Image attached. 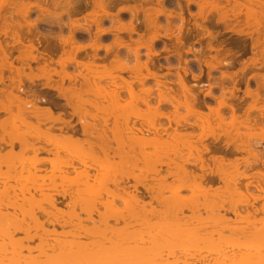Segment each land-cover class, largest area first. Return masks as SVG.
Here are the masks:
<instances>
[{
  "label": "bare ground",
  "instance_id": "6f19581e",
  "mask_svg": "<svg viewBox=\"0 0 264 264\" xmlns=\"http://www.w3.org/2000/svg\"><path fill=\"white\" fill-rule=\"evenodd\" d=\"M32 1L3 0L5 6L0 7V35L14 40V44H20L21 56L19 60L21 63H25L28 69H31L30 63L38 62L36 54L40 52L41 41L39 39L30 40L27 45H23L21 41L24 29L29 34L32 33L31 31L38 32L40 24L57 25L60 27L59 29H67V35L61 34L53 37L56 41L55 45L49 43L52 37H48L46 34L42 35L43 40H47H44L46 44L43 45L45 52L51 53L56 48L61 50L62 55L55 62L60 71L57 72L51 68L53 63L51 59L44 60L42 65L37 67L38 73H30L26 78L31 82L42 79L44 86L51 87L54 84L52 77L59 76L60 82L55 85H58V91L66 97L70 106L79 116V120L83 122V134L87 136L85 139L62 137L54 135L49 128L42 129L41 126L44 125V122L51 119L49 110H41L36 104L30 102H26L22 106L16 105L14 109L13 103L15 100L19 101V98L15 97L12 92L6 95L5 100L8 104L2 105L0 108L8 114V118L2 123L1 128L4 131L9 129L6 132L8 135L7 148H0V168L6 166V171L2 172L0 169V183L3 185L1 187L3 190L0 191V196H3V199L0 198V231L4 238L0 237L3 239L0 242V264H162L164 262L179 264L180 257H183L184 263L189 264H264V250H261V248L264 249L262 247L264 246V201L260 210L253 208L254 202L264 200V188H258L262 196L254 197L253 194L248 193L249 184L244 188L245 194L240 186L241 177L246 179L249 177L242 176L241 167L243 170H248L259 163L264 166V70L248 79H244V75L236 79L235 72H221L219 77H213L212 71H216L218 66L229 67L232 64L211 57V60H205L203 65L209 67L210 70L204 75L199 68L198 75L192 74L193 80L196 82L190 85L185 79L190 70L187 63L186 68L183 69V76L179 72L175 73L181 87L180 97L183 98L182 101H179L173 96L178 97V94L162 91L161 87L168 83L165 80H160L161 77H165L157 72L162 67L159 63L155 65L150 57L159 53L155 48V42L161 37L160 31L162 30L166 33L165 36L162 35L164 38L174 37L178 42V45L173 49L168 48L167 44L164 45L162 51L175 52L179 55L180 52L204 54L203 47L194 49V44L191 41L190 43L189 40L184 42L185 40L183 41L180 36L185 21L182 12L178 15L171 11L166 12L165 6V10L162 7L164 0H155L158 1V4L155 2L157 6L160 3V9H158L159 7L149 10L138 8L141 9L140 11L135 8L137 5H130L131 7L127 5V7L121 6L116 13H113L112 9L117 5L115 3L119 2L118 0H89L92 3V9L82 17L85 22L79 23L77 18L73 17L79 14L81 5L88 6V0ZM122 1H125L126 4V0H121L119 3L122 4ZM139 1L150 4L152 0ZM186 1L188 5L196 3L195 0ZM218 1L220 3L223 1V5L221 6ZM244 1L247 8L245 19L247 18L248 21L252 19L257 28L261 22L264 24V2L259 0ZM141 2L140 4H142ZM231 3H235V1L197 0L198 13L196 15L205 22L206 17L212 11L217 15L218 22L229 28L228 22L240 15V11L236 7V10H231L230 13L223 10V6ZM235 6L237 5L235 4ZM257 6L262 7L260 9ZM253 7L259 8L260 11H255L256 9L254 10ZM206 8L209 10L207 11ZM4 9L9 11L6 13L3 11ZM205 10L210 13H206ZM33 12L37 13V18L31 20L30 16ZM122 12L130 15L129 23H122L121 17L119 19V13ZM139 14L143 15L145 29L148 27L147 35L137 33L138 25L141 23L138 18ZM161 15H164L165 19L174 17L179 19L180 25L177 29L178 33H175L176 36L174 30H170L171 25L161 26L158 23V17ZM64 16L67 22H63ZM106 20L109 21L110 26L104 27ZM168 22L170 21L167 20V24H169ZM196 26L210 39L206 45L207 53L211 51L217 53L215 45H212L213 42L217 43V33L202 25ZM258 31L260 30L258 29ZM77 33L87 35L89 42L78 41ZM121 33H126L129 36L137 34V39L128 44L119 37ZM105 35L113 37L110 43L103 42ZM260 35L258 33L260 39L257 38L253 42V45L259 48L260 59L254 58L247 63H242L240 72L250 68L261 71L264 68V29ZM47 37L50 39L48 40ZM140 49L145 50V61H141ZM230 49L224 51L231 53ZM87 51H90L91 54H88ZM100 51L104 53V56H99ZM10 52L9 43L0 41V70L12 68V63L7 56ZM80 53H84L83 58L79 57ZM196 61L200 63V59ZM70 68L76 72H70ZM122 73H128V76L124 78ZM202 78H205L206 81L199 83L198 81ZM250 79L256 84L255 90H251L249 87ZM65 81H67L66 87H64ZM241 83L246 86L244 96L250 100L247 108L243 111L240 110L242 107L238 105L239 100L234 103V100L237 99L235 95L238 91L237 86ZM229 84H231L230 88L227 87ZM202 88L206 92L204 97L212 99L215 106L208 105L205 98L202 101H199V98L197 100L196 94L200 93ZM216 88L220 90V96L214 95ZM164 105L171 106L174 113L183 108L185 113L187 112L186 114L197 115L198 123L185 122L181 125L179 121L175 120L177 121L175 122L176 127L168 132L167 129L170 127L168 113L166 117L161 112ZM129 106L131 109L128 108ZM226 111L229 114L228 120H226ZM151 113L159 116L158 118L160 116L167 118L168 126L159 124L156 126L153 122H147L145 124L147 128H143L141 124L138 128L134 125L136 121L129 120V114L135 119H140ZM176 116L174 115V117ZM110 120H112L111 126ZM194 128L199 130L197 137L193 132ZM220 139L225 141L228 150L221 157L206 161L204 154L211 151L210 144ZM40 142L42 143L41 148L36 145ZM15 143L18 144V151H14ZM112 143L115 144L114 147H112ZM197 143L198 148L195 147ZM178 145L186 147L189 153L184 156L182 151L178 150ZM147 148H150V152L143 151ZM190 149L195 150V157L190 154ZM40 150L52 157L49 159L38 158ZM73 151L78 154L79 151H81L80 154L86 152L91 156L92 165L98 166L97 169H94L93 174L88 172L90 167L88 164H86L87 170L86 165L83 170H77V165L74 166L73 163L74 159H71ZM138 154L143 157L145 162L143 169L149 167L156 175L158 174L156 170L158 165H173L176 169L175 184L166 183L165 177H163L155 186L156 200L154 201L159 206L158 209L151 203H149V209L145 208V204H142L134 194L126 192L124 188L120 187V180H116L117 168H120L122 172L125 166L137 167ZM238 155H244V158H238ZM115 157L118 159L117 162L114 161ZM163 158L166 159V162L162 161ZM178 158L181 159L180 165L175 161ZM191 159L192 161H190ZM46 163L51 167L48 172L51 174L50 176L40 175L42 169L39 165L42 166ZM79 163L83 164L81 161ZM197 163L198 176L190 174L184 169L185 165H196ZM17 165L21 167L20 171L17 169ZM143 171L146 172V170ZM23 172L26 175H23ZM55 172L58 175H55ZM179 172L181 173L180 177L178 176ZM71 173L75 174L72 178L70 177ZM16 174L19 175L18 179H22V182L19 180L22 183V187H20L21 200H17L18 195L15 194L14 186H6L8 180L16 179ZM55 176H58L62 181L74 182L75 189L66 190L68 188L63 189L61 186L62 189L58 191L57 186L53 183V180L56 179ZM252 176H258L264 182L263 173ZM45 179L52 182L50 187H47L49 184L45 185ZM36 180L41 182L36 184ZM109 184L114 187L115 191L108 189ZM30 190L33 192L31 193ZM47 190L54 193L48 194ZM182 190L189 191V195L186 197L180 195ZM9 192H12L13 195L11 196ZM102 192L111 198L116 196L115 198L121 199L124 207L117 208L114 205V200H100ZM164 192H168L169 195L164 196ZM23 193L27 197H24ZM37 193L38 199L35 197ZM54 195L63 197L68 195L69 200L65 206L72 210L69 220L56 215V212L61 209L57 207L60 202L55 200ZM36 199L43 201L48 208L41 207V204L37 206L39 201ZM227 200H229V204L225 206L228 203ZM249 200H252V203ZM240 207L244 208V215L239 213ZM36 209L41 215L46 216L45 221L39 220L41 216H37ZM48 209H53L54 213ZM76 209L79 212H76ZM226 211L232 213L235 218L226 217ZM184 212L189 214L185 215ZM258 213L262 215L259 219L256 218ZM81 214H84L85 217L82 218ZM19 216L21 217L18 218ZM24 217L27 219L25 220ZM19 219L23 221L21 222ZM24 220L36 223L40 229H43L41 230L43 233L47 231L45 226L51 225L53 229L50 232L53 237L54 234H57L55 227H71L70 231H73V234L68 231V235L71 233L69 237H72L71 240H73L71 243H69L70 240H67V243L61 247L57 244L58 241L60 243V239H57V243L54 241L60 252L55 254V251L50 248L49 251L54 253L52 255H47L45 251V254L40 252L36 257L23 256L20 251L17 252V247L16 250L7 253L4 243L7 239L11 241L10 244L13 243L15 238L12 239L13 242L10 239L13 235L16 237V233H24L25 240L28 242L36 238V233L31 236L30 228L32 227H29L33 223L29 224ZM110 220H113L114 224L123 222L122 226L113 228L115 229L113 233L120 234V237L117 236L119 238L123 235V240L119 242L118 239L119 244L114 241L117 245L114 246L115 249L118 248L117 251H114L112 246L114 249L111 250L114 252H111L112 254L108 253V248L95 242L94 237L95 234L98 236L96 231L101 227L104 231L112 232V226L109 225ZM38 226L35 228L38 229ZM110 228L111 230H108ZM5 229L8 231L5 232ZM44 230L46 231L44 232ZM43 233L42 237L46 234L43 235ZM61 233L64 232L61 231ZM91 234H94L92 235L94 241H91L93 238ZM48 235L46 234V236ZM143 236H146V239ZM38 237L42 239L40 235ZM81 238L87 239L83 242ZM43 239L46 241V238L43 237ZM89 239L90 241L87 242ZM27 241L25 242L27 243ZM130 243H134V245L130 246ZM10 244L9 246H11ZM15 244H12L13 248ZM123 244L124 248H122ZM184 246H187L186 248L190 246L193 250L195 247V249L200 247L201 251L203 248L205 250L207 248L208 255L205 253L207 256H204L206 251L195 252L203 257L194 255L193 251L190 255L189 252V254L186 253L189 249L185 248L187 251L181 249ZM49 247L52 246L49 245ZM234 248H237V252ZM193 255L196 257L194 258ZM187 256L191 257L190 262L186 258ZM169 258L173 260L169 262Z\"/></svg>",
  "mask_w": 264,
  "mask_h": 264
},
{
  "label": "rangeland",
  "instance_id": "374dc122",
  "mask_svg": "<svg viewBox=\"0 0 264 264\" xmlns=\"http://www.w3.org/2000/svg\"><path fill=\"white\" fill-rule=\"evenodd\" d=\"M47 1H49V0H47ZM89 1V0H88ZM119 2L121 1V0H118ZM128 1H130V2H128ZM126 0V4L123 2L122 4H120L119 2H116L115 4H117V5H115V7L112 9L113 11V13H116L117 11H118V8H121V6H124V7H127V5H128V7L130 6V5H137V6H135V8L136 9H138V8H141L142 10L143 9H152V8H158L159 6H161L160 5V3H159V5L157 6V2L155 1V0H152V1H150V4H148V2H146L147 4H145L144 2L142 3L141 1H134V2H132L133 0ZM196 1V3L194 4H190V5H188L187 4V1L186 0H164V3L162 2V4H164V5H162V7H163V10H165V8H166V12L167 11H171V12H173V14H176V15H178V14H180V12H182L183 14H182V16H183V18H184V23H183V29H182V31H181V37H182V39H183V41L184 42H187L188 40V42L190 43V41H191V43H193L194 44V49H199V48H202L203 50H204V54L203 53H201V54H192V53H185V52H180V54H182L183 56L182 57H178L176 60L174 59L173 61H174V63L175 64H179V66H181L182 68H175L174 70H171V72H179L181 75L183 74V69L184 68H186V64H187V66L188 67H191L192 69H194V73H199V68L202 70V72L204 73V71H209L210 70V68L209 67H204L203 65H204V61L206 60V61H209V60H211V57H216L218 60H221L222 62H228V63H231L232 65L231 66H229V67H226V66H221V67H217L216 68V71H212V76L213 77H215V76H217V77H219L220 76V74H221V72H227V73H231V72H235V76L237 75V77H236V79H238V78H240L242 75H244L243 76V78L244 79H248V78H250V76H252V75H254V74H258V73H262V71L264 70V68L260 71H258V70H256V69H248V70H245L244 72H240L242 69V63H247L250 59H254V58H259L260 59V54H259V52H258V47H255L254 45H253V42L255 41V40H257V38H259L260 39V37L258 36V33H260L261 35H262V33H263V29H264V24H263V22H261L260 23V25H259V27L257 28L254 24H253V20L252 19H249V21L248 20H246L245 19V13H246V3H245V1L244 0H234L235 1V3H231V4H228V5H226L225 7L223 6V10H225V11H229V13L231 12V10L233 11H235L236 9L238 10V11H240V15L237 17V18H233L232 20H230V22H228V27L229 28H226V27H224V25L223 24H221V23H219L218 22V17H217V15H215V13L214 12H212L211 11V13L210 12H207L209 9H207L206 8V13H210L209 14V16H208V14H207V16L208 17H206L207 19H206V21L205 22H203L202 20H200L198 17H197V13H198V7H197V0H195ZM208 1H213V0H208ZM215 1V0H214ZM259 1H261L262 3L264 2V0H259ZM31 2H33L32 0H31ZM132 2V3H131ZM136 2V3H135ZM140 2L142 3V4H140ZM155 2L157 3V4H155ZM219 2V1H218ZM223 2V1H222ZM220 3V5L222 6L223 5V3ZM89 3H91V1H89ZM88 3V6L87 7H85L84 5H81L79 8V14L78 15H75L73 18H77L76 20H78V22L79 23H84L85 21H83L84 20V18H82L83 16H85L88 12H90V10L92 9L91 8V6H92V3L91 4H89ZM118 3H119V5H118ZM135 3V4H134ZM187 5H186V4ZM239 3V4H238ZM235 4L237 5V6H235ZM126 5V6H125ZM164 6H165V8H164ZM188 6V7H187ZM131 7V6H130ZM133 7V6H132ZM235 7H236V9H235ZM241 9H239V8ZM247 7H248V5H247ZM257 7H259V6H257ZM257 7H253V9L255 10V11H257V10H259V8L261 9V7H259V8H257ZM182 9L181 11H180V9ZM141 9H138V10H140L141 11ZM158 9H160V7L158 8ZM263 9V8H262ZM148 10H145L146 12L148 11ZM156 10V9H155ZM4 12H8L9 10L7 9V11H6V9H4L3 10ZM139 11V13H141ZM153 11V10H152ZM260 11V10H259ZM2 12V11H1ZM111 12V13H112ZM149 12V11H148ZM165 12V13H166ZM145 13V12H144ZM3 14V13H2ZM141 14H143V12L141 13ZM141 14H139V17L138 18H140V24L138 25V28H137V33H139V34H146L147 35V33H148V31H147V29H148V27H146L147 29H145V26L146 25H144L143 26V24H145L144 23V21H143V15H141ZM190 14V15H189ZM36 15H37V13L36 12H33V13H31V20H34V19H36L37 17H36ZM114 15V14H113ZM117 15V14H116ZM141 16V17H140ZM164 15H161V16H159L158 17V23L159 24H161V26H168V25H171L169 28H170V30L171 31H173L174 30V35L176 36L177 34H175V33H178L177 32V29H178V27H179V25H180V21H179V19L178 18H176V17H174V18H171V19H165L164 17H163ZM230 16V15H229ZM120 17H121V21H122V23H129L130 22V15H128L126 12H122V13H119V19H120ZM64 19H63V22H67V19L65 18V16L63 17ZM74 19V20H75ZM167 20H169L170 22H168L169 24H167ZM246 20V21H245ZM81 21V22H80ZM142 21H143V23H142ZM188 21V22H187ZM186 23V24H185ZM246 23V24H245ZM110 23H109V21L107 22V20L106 21H104V27H107V26H110L109 25ZM209 24V25H208ZM231 24V25H230ZM251 24H253V25H251ZM196 25H202L203 27H207V28H210V30L211 31H213V32H215V33H217L216 35H217V38H216V41H217V43H215V42H213V44L212 45H215V49H217L218 50V52L216 53V52H214V51H211V52H208L207 53V50H206V45H207V43L210 41V39H209V37L207 36V35H205V34H203V32H201L200 30H198V27L196 26ZM211 25H213V26H211ZM140 26V27H139ZM195 27H196V29H195ZM60 27H58L57 25H46V24H40L39 25V29H38V32H35V31H31L30 33L31 34H29L28 32H26V30L24 29V31H23V33H22V39H23V43L26 45V44H28V42L30 41V40H33V41H35V39L37 38V39H39L41 42H42V44L44 45V43L46 44V42L45 41H47L46 39H44L43 40V38H42V35L43 36H45V34H46V36H48V37H54V36H58V35H67V29L66 28H61V29H59ZM255 28V29H254ZM227 29V30H226ZM254 29V30H253ZM258 29L260 30V31H258ZM170 31V32H171ZM35 32V34H33ZM255 32V33H254ZM160 33H162V35L163 36H165V31H160ZM183 33V34H182ZM239 33V34H238ZM240 33H241V35H240ZM41 34V35H40ZM81 34V33H80ZM79 33H77V39H78V41H80L81 43H88L89 41V38L87 37V35H85V34H81L80 35ZM251 34V35H250ZM39 35V36H38ZM85 35V36H84ZM161 35V37L155 42V48H156V50H158L159 51V53L157 54V55H154V56H151L150 57V60L156 65V63L158 64V63H165V64H168V63H170V60H172V59H169V58H166V59H162L161 58V56H163V55H167V54H171V52H164V50L162 51V47L164 46V45H166L167 44V47L168 48H171V49H173L175 46H177L178 45V42H176V40L174 39V37H172V38H169V39H167V38H164L163 36ZM260 35V36H261ZM41 36V37H40ZM189 36V37H188ZM47 37V38H48ZM119 37H121L126 43H132L133 42V40H136L137 39V34H133V35H128V34H124V33H121L120 34V36ZM51 38V39H52ZM103 38H104V40H103ZM103 38H102V40H103V42L104 43H110L111 42V40L113 39V37L112 36H110V35H105V36H103ZM187 40H186V39ZM50 38H48V40H49ZM49 40V43L51 44V45H55V43H56V41H55V38H53V40ZM0 41H6V42H8V43H13V40L12 39H9V38H5L3 35H0ZM51 41V42H50ZM48 43V42H47ZM57 45V44H56ZM201 46V47H200ZM16 47H20V44H16ZM56 47H58V46H56ZM231 48V49H230ZM55 49V48H54ZM170 49V50H171ZM225 49H230L231 50V53H227V52H225L224 50ZM39 50H40V52L43 50V49H41V47L39 48ZM206 51V52H205ZM43 52H45L44 50H43ZM51 53H58L59 54V57H61V55H62V52H61V50L59 49V48H56L55 50H52V52ZM87 53L88 54H91L90 53V51H87ZM140 53H141V61H145V59H146V53H145V50L144 49H140ZM172 53H175V52H172ZM11 54H16V55H19V53H18V51L15 49ZM144 54V55H143ZM175 54H178L179 55V53H175ZM214 55V56H213ZM83 56H84V53H80V55H79V57H81V58H83ZM99 56L100 57H102V56H104V53L102 52V51H100V53H99ZM59 57L57 58V60H59ZM204 59H203V58ZM194 58H198V59H200V63L198 62V61H196V60H191V59H194ZM40 61V63L41 62H43V60L42 59H40L39 60ZM186 62V63H185ZM198 62V69H196L195 70V67L193 68L192 66H193V64H195V63H197ZM172 63V62H171ZM236 63H238V64H236ZM54 64V65H53ZM56 63L55 62H53L52 63V65H51V68L52 69H55V71H57V72H59L60 71V69H59V67L58 66H56L55 65ZM13 65L14 66H17V67H19L20 66V64H19V62L16 60V59H14L13 60ZM31 67H37V65L35 64V63H32L31 64ZM161 70H158L157 72H158V74L159 75H161V73L164 71V69H162V68H160ZM28 70V69H27ZM177 70V71H176ZM29 71V70H28ZM69 71L70 72H74L75 70H73L72 68H70L69 69ZM246 71H248V72H246ZM33 72H37L36 70H33ZM76 72V71H75ZM144 73V72H143ZM237 73V74H236ZM122 76L124 77V78H126L127 76H128V73H122ZM161 76H163V75H161ZM239 76V77H238ZM170 78H173L172 76H165V77H161L160 78V80H169ZM176 78V77H175ZM52 79H54V80H58L59 79V76H53L52 77ZM177 79V78H176ZM185 79H186V81L189 83V84H194L196 81H194V80H190V75L189 74H187L186 75V77H185ZM206 80H205V78H202L201 80H199L198 82L199 83H204ZM15 82V81H14ZM150 82V84H151V81H149ZM67 83V81H65V84ZM149 84V85H150ZM244 86V87H243ZM231 87V84H229L228 85V88H230ZM249 87H250V89L251 90H255L256 89V84H255V82L252 80V79H250L249 80ZM205 88V87H204ZM204 88H202V89H204ZM237 89H238V91L235 93V95L237 96V99L236 100H234V103H237L238 102V100L241 102H239V104L238 105H240V107H242V108H240V110H244L245 108H247V105L250 103V100L248 99V98H246L245 96H244V93H245V90H246V86L245 85H243V83H241V84H239L238 86H237ZM155 93V92H154ZM174 93H177V92H174ZM205 93V90H202L200 93H198V98H202L203 97V94ZM171 94V93H170ZM173 94V93H172ZM180 94H181V91H178V97L177 96H175V95H173L174 96V98H178L179 99V101H182L183 100V98H181L180 97ZM214 94L216 95V96H220V90L219 89H215L214 90ZM261 94H263L262 92H261ZM205 98V100L207 101V103H208V105H211V106H215V102L212 100V99H209V98H206V97H204ZM242 101H241V100ZM164 107V109L161 111L162 113H164L165 114V116H166V114L168 113V119H169V121H170V127L167 129L168 130V132H171V130L173 129V128H175L176 126H175V122H177V121H179V124H181L182 125V123H184L185 124V122H189V123H193V122H197L198 123V116L196 115H194V114H186L185 113V110L183 109V108H180V109H178V111L177 112H175L174 113V111H173V109H172V107L171 106H169V105H164L163 106ZM86 107H84V109H85ZM128 108H130V106L128 107ZM142 109H144V107H141ZM87 109V108H86ZM131 109V108H130ZM173 111V112H172ZM203 111L204 112H206V110L205 109H203ZM93 112V111H92ZM94 113V112H93ZM128 113H129V110H128ZM171 113H173V114H171ZM178 113V114H177ZM228 112L226 111V120H228L229 118V114H227ZM241 113V112H240ZM132 114V113H131ZM171 114V115H170ZM174 115L176 116V117H174ZM129 120L132 122H135L136 124H134L136 127H138L139 128V124H141L142 125V127L143 128H147L146 126H145V124L147 123V122H153V124H155L156 126L159 124V125H163V126H168V119L167 118H163V117H161L160 116V118H158L159 116H156L154 113H151V114H149V115H145L144 117H142V118H137V119H135L134 117H132V115H130L129 114ZM132 117V118H131ZM154 117V118H153ZM167 117V116H166ZM78 118H79V116H78ZM212 119V118H211ZM175 120H177V121H175ZM184 120V121H183ZM210 120V119H209ZM99 122H101L100 120H99ZM111 124H112V120H110V126H111ZM180 125V126H181ZM199 130H198V128H194V134L196 135V137H197V135H198V132ZM0 135H3V133H2V131L0 130ZM115 146V144L114 143H112V147H114ZM195 147L196 148H198V143L195 145ZM48 148H50V147H48ZM178 150H181L182 151V153H183V155L185 156L186 154H188L189 153V151L186 149V147H182V146H180V145H178ZM259 150H261V148H259ZM14 151H18V148L16 147L15 148V150ZM144 152H147V151H150V148H147V149H145V150H143ZM75 151H73V153H74ZM78 152V151H77ZM80 153H81V151H79ZM78 154V153H74V154H72V156H71V159L73 160V163H74V166H76L77 165V167L79 168H77V170L78 171H81V170H83L84 168H85V166L84 165H86V164H88V167L90 166V167H92L91 169H90V167H89V169L87 168V165H86V170L88 169V172L90 173V174H93L94 173V169L96 168L97 169V165L95 164L94 166L92 165L93 164V162H92V158H91V156L89 155V154H87L86 152H83V154ZM135 153H136V151H135ZM190 154L193 156V157H195L196 156V152H195V150L194 149H190ZM73 155H75V156H77V157H75V156H73ZM99 155V154H98ZM239 156V155H238ZM47 158V159H49V158H51L52 157V155H50V154H44V153H42L41 155L39 154L38 155V158ZM74 157V158H73ZM99 157H101V155H99ZM81 161L83 164H80L79 163V161ZM138 159H140L141 161H142V165H141V163H137V167L136 168H132L131 166H125L124 168H123V171L121 172L120 171V168H117L116 169V172H115V175H116V180H123L124 179V177H128V176H130V177H128L127 179H129V178H137V180H138V182L140 183L141 181H142V179H147V177L151 174V172H150V168L148 167V168H146V169H143L144 168V165H145V162H144V160H143V157L142 156H139V154H138ZM166 159H162V161H164V162H166L165 161ZM192 160V159H191ZM190 160V161H191ZM114 161L115 162H117L118 161V159L115 157L114 158ZM92 162V163H91ZM147 165H149V164H147ZM43 166V167H42ZM42 166H40L39 165V167L42 169L41 170V172H40V175H47V176H50L51 174H49L48 172H50V166L46 163V164H44V165H42ZM6 167V166H5ZM4 166H2L0 169H1V171L2 172H4V171H6V168H5ZM38 167V166H37ZM38 167V168H39ZM164 167H166L165 165H158V166H156V169H162V168H164ZM20 168L21 167H19V165H17V169L20 171ZM44 169V170H43ZM81 169V170H80ZM17 170V171H18ZM143 170H146V172H144ZM46 172V173H45ZM261 172H264V171H261ZM24 173V172H23ZM121 174V175H120ZM23 175H26L25 173L23 174ZM55 175H58V173L57 172H55ZM75 174H73V173H71L70 174V177L72 178L73 176H74ZM18 177H19V175L18 174H16V179H18ZM55 178L56 179H54L53 180V183L57 186L56 187V189L58 190V191H60L62 188H61V186L63 187V189H65V188H68V189H66V190H69L70 188L71 189H75V185L73 184L74 182H68V181H62L61 179H59V177L57 176H55ZM16 179L15 180H8V182H7V184H6V186L8 187L9 185L10 186H14L15 187V194H17L18 195V199L17 200H21L22 199V194L20 193V187H22L21 185H22V179H18L17 181H16ZM21 182H20V181ZM263 181V180H262ZM37 182H41V181H38V180H36V184H38ZM44 183H45V185L47 186V184H49V186H47V187H50L51 186V184H52V182L50 183V181H48V179L46 180L45 179V181H44ZM70 183H71V186H70ZM62 184V185H61ZM72 184H73V186H72ZM29 185V184H28ZM60 185V186H59ZM3 185L0 183V191H2L3 189L1 188ZM263 186V185H262ZM264 188V187H263ZM2 189V190H1ZM50 189V188H49ZM108 189H110L111 191H113V189H114V187H112V186H110V184H109V186H108ZM51 190H53L52 188H51ZM51 190H47L48 191V194L50 193H52V191ZM47 191H46V193H47ZM114 191H115V189H114ZM30 192L32 193L33 191L32 190H30ZM45 192V191H44ZM9 193H11V192H9ZM54 193V192H53ZM52 193V194H53ZM256 194H259V192H255ZM105 193L104 192H102L101 193V195H102V197H101V195H100V197H101V199H100V197H98L100 200H102V201H105V200H114V205L117 207V208H123L124 206H123V203H122V201H121V199L119 200V198L117 199V198H111V196H106V195H104ZM165 194H166V196H168V192H164L163 193V195L165 196ZM23 195H24V197H27V195L25 194V193H23ZM180 195H182V196H184V197H186V196H188L189 195V191H187V190H182L181 192H180ZM55 196V195H54ZM118 196L120 197V195L118 194ZM37 199L39 198V196H38V193L36 194V196H35ZM110 197V198H109ZM0 198L1 199H3V196H0ZM58 202H60L59 204H58V208H60L61 209V211H59V212H56L57 214V216L58 217H60V218H63V219H65V220H69L70 218H71V216H72V210H70L71 208H69L68 209V207H66L65 206V204L68 202V200H69V197L68 196H65L64 197V200H60L61 198H63L62 196H55L54 197ZM121 198H124V197H121ZM36 199V200H37ZM37 201H39V200H37ZM244 201V200H243ZM263 201L264 200H258L256 203H254V206L255 207H257V208H259V207H261V205H262V203H263ZM227 202L228 203H226L225 204V206H228V204H229V200H227ZM40 204H41V207H47L46 206V204L43 202V201H39V205H37V206H40ZM43 204V205H42ZM45 204V205H44ZM148 207V206H147ZM146 207V205H145V208H147ZM48 208V207H47ZM148 209V208H147ZM49 210V209H48ZM51 210V211H50ZM49 211L51 212V213H54V210L53 209H50ZM101 211H102V209H100ZM9 211H12V210H9ZM36 211V213H38V215L37 216H41L40 218H39V220L40 221H45L47 218H45L46 216L45 215H41L39 212H38V210L36 209L35 210ZM63 211V212H62ZM76 212H79V210L78 209H76ZM69 213V214H68ZM185 213V215H188L189 213L188 212H184ZM59 214H60V216H59ZM62 214V215H61ZM71 214V215H70ZM241 215H244L245 213H240ZM82 218H84L85 217V215L84 214H81L80 215ZM225 216L226 217H228V218H230V219H234L235 217H234V215L232 214V213H230V212H225ZM262 215L261 214H258L257 216H256V218L257 219H259L260 217H261ZM21 216H19L18 218H20ZM25 218V217H24ZM94 218L96 219V216H94ZM27 218H25V220H26ZM20 220V219H19ZM24 220V222H29V220H27V221H25ZM21 222L23 221V220H20ZM23 222V223H24ZM31 223H33L34 224V222L32 221H30L29 222V224H31ZM109 225H111L112 227V232L110 231H104V229L101 227L100 229H97V231L96 232H98L97 234H98V236H96V234H95V239L96 240H98V241H96L95 239H94V237L92 236V235H94V234H91V237H93V238H91L92 240L91 241H94L95 240V242H99L100 244H102L103 246H105L106 248H108V253L109 254H112L111 252H113V251H111V250H114L115 249V245H116V243L115 242H117V244H119L118 243V239H119V242H121L122 240H123V235H122V239L121 238H119L120 236V232L117 230V232H119V233H117V234H119V235H116V234H114L113 232H114V230L115 229H113L114 228V226L115 227H120V226H122L123 225V222L122 221H120L118 224H114V221L113 220H110L109 221ZM28 224V225H29ZM32 224V226H30L29 225V227H32L33 228V226H34V229H35V231H33L32 230V228H30V231L32 232V235H31V232H30V235L31 236H33V233L36 235L35 237L36 238H33V240L32 241H27V240H25V235H24V233H22V232H18V234L16 233L15 234V236L16 237H14V235L12 236V238L10 239V240H12V239H14V242H16L17 244H15L14 242H13V240H12V242L13 243H11L10 244V242L11 241H9L8 239V244L6 243V241H5V250L7 251V253H10V252H12L13 250H16L17 248V252L18 251H20L21 252V255H25V256H27V255H29V256H31V257H36V256H38L39 254H40V252H44V254L47 252V255H52V254H57V253H59L60 252V250L57 248V246L59 245L60 247H61V245H64V244H66L67 243V240H70V242L69 243H71V241L73 240H71V238L69 237V235L71 236V233L73 232V231H70V230H72V228L71 227H65V228H59V227H55V230H56V232H57V234H54V237L52 236L53 234L50 232L53 228H52V226L51 225H46L45 226V229H47V231L46 230H44V232L49 236H46V234L45 233H43L41 230H43V229H40L39 228V226L35 223L34 225ZM36 226H38V229H36L37 227ZM36 227V228H35ZM6 228V227H5ZM71 228V229H70ZM111 228L110 229H108V230H111ZM7 229V228H6ZM5 229V232L6 231H8V230H6ZM40 229V230H39ZM1 230V229H0ZM3 231H4V228L2 229ZM61 231H63L64 233H61ZM68 231H70L71 233H69V235H68ZM4 232V233H5ZM67 232V233H66ZM43 233V237L44 238H46V241L43 239V237L41 236V234ZM51 233V234H50ZM95 233V232H94ZM111 233V234H110ZM116 233V232H115ZM0 234H1V231H0ZM5 234H7V233H5ZM73 234V233H72ZM101 234V237H103L102 238V241H100L101 240V237H99V235ZM4 235V234H3ZM38 235H40V237H42V239H43V241H41L42 239L41 238H39L38 237ZM58 235V236H57ZM66 235V236H65ZM67 235H68V237H67ZM60 236V237H59ZM117 236H119V237H117ZM0 237H2V234L0 235ZM4 237L6 238V236L4 235ZM3 238V237H2ZM2 238H0V242H2L3 241V239ZM90 238V237H89ZM143 238L144 239H146V236H143ZM20 241H19V240ZM54 239H56V240H54ZM57 239H60V243H59V241H58V243H57ZM82 239V238H81ZM86 239L87 238H84V239H82V241L84 240V241H86ZM94 239V240H93ZM121 239V240H120ZM16 240V241H15ZM25 241H27V243L25 242ZM48 241V242H47ZM54 241H56V243L58 244V245H56V243L54 242ZM66 241V242H65ZM83 241V242H84ZM90 241V239L87 241V242H89ZM104 241V242H103ZM115 241V242H114ZM46 242V243H45ZM9 244L12 246V244H15V246H14V248H13V246L11 247V246H9ZM22 244V245H21ZM51 244H55L54 246L53 245H51ZM110 244V245H109ZM6 245H7V247H6ZM49 245L50 246H52V247H49ZM130 246H133L134 245V243H130L129 244ZM196 246H197V244H195ZM31 248V250H30V248H29V251H27L28 250V248ZM37 246V247H36ZM56 246V247H55ZM114 247V249H113V247ZM117 246V245H116ZM119 246V245H118ZM194 246V245H193ZM202 246V245H201ZM204 246V245H203ZM202 246V247H203ZM17 247V248H16ZM48 247V248H47ZM125 247V245L123 244L122 245V248H124ZM187 246H184V247H181V249H185ZM199 247V246H198ZM205 247V246H204ZM262 247H264V246H262ZM16 248V249H15ZM20 248V249H19ZM52 249L53 251H55L54 253H51V251H49V249ZM53 248H55V249H53ZM118 247H116V249H117ZM192 248V247H191ZM191 248H190V246H188V248H186L185 250L187 251L186 253H190V255L192 254L191 252L193 251V253H194V255L196 254V253H203L204 251H206V252H204V254L206 253L207 255H208V253H207V248H206V250H205V248H203V250L201 251V250H199V249H201L200 247L199 248H197V249H195L194 248V250H193V248H192V250H191ZM46 249V250H45ZM50 249V250H51ZM114 250V251H117V250ZM12 250V251H11ZM62 250V249H61ZM196 250H198V251H196ZM234 250L236 251L237 250V248H234ZM261 250H264V249H262L261 248ZM46 251V252H45ZM19 252V253H20ZM196 252V253H195ZM237 252V251H236ZM114 253V252H113ZM188 253V254H189ZM188 254H186V255H188ZM204 255V256H207V255ZM193 255V256H194ZM198 254H196V256H197ZM200 255V257H203V255H201V254H199ZM198 255V256H199ZM196 256H194V258L196 257ZM166 257V256H165ZM164 257V258H165ZM183 257H180V259H181V263L182 264H189V263H184L182 260ZM186 258H188V261L190 262L192 259H191V257L190 256H187ZM198 258V257H197ZM206 258H208V257H206ZM168 260H170L169 262H171V260H173L172 258H169ZM179 262V264H181ZM125 264H128V263H125ZM162 264H168V262H164V263H162ZM170 264V263H169ZM172 264V263H171ZM178 264V263H177ZM196 264H198V263H196Z\"/></svg>",
  "mask_w": 264,
  "mask_h": 264
},
{
  "label": "flooded vegetation",
  "instance_id": "af4514ba",
  "mask_svg": "<svg viewBox=\"0 0 264 264\" xmlns=\"http://www.w3.org/2000/svg\"><path fill=\"white\" fill-rule=\"evenodd\" d=\"M37 40V38L35 39ZM14 41V40H13ZM22 44L23 39H22ZM27 45V44H26ZM41 49H43V44L41 42ZM9 48H10V53L7 55L9 58V61L12 63V68H5L0 70V108L2 105H7V101L5 100L6 95L12 92V94L15 97L19 98V101H14V109L16 105L22 106L26 102L34 103L40 108L41 110H49L51 113V119L47 122H44V125L41 126L42 129L49 128L51 132L54 135L57 136H69L72 138H79V139H85L87 135L83 134V122L79 120L77 114L75 113V110L70 104L68 103L66 97H64L57 89L58 85L55 83H59L60 80H54V84L51 87H46L44 86V81L42 79L39 80H33L28 81L26 76L28 74H37L38 73V66H41L43 62L40 63V59L44 60H49L51 59L53 62L57 61V58L59 57L58 53H48V52H43V50L39 53L36 54V57L38 58V62H33L37 65V67H31V69H28L26 67L25 63H21L19 60V57L21 56V53L19 52L20 47H16V44L14 43H9ZM17 50L19 55L16 54H11L14 50ZM183 55L180 54H167L161 56L162 59H172L170 60V63L165 64L159 63L161 65L162 69L164 71L161 73L163 76H172L173 78H170L169 80H165L168 84L165 86H162V91L168 93L169 91L171 92H177L181 91V87L178 84V80L175 78L176 72H171V70H174L175 68H182L179 66V64L174 63V59L176 60L178 57H182ZM214 56V55H213ZM16 59L20 66H14L13 65V60ZM198 58H194L191 60H197ZM172 62V63H171ZM32 63H30L31 66ZM238 64V63H236ZM23 66V67H22ZM193 68L195 67V70L198 69V64L195 63L192 66ZM29 71H28V70ZM33 70H36L37 72H33ZM161 70V69H159ZM194 69L190 67V70L188 71V74L190 75V80H193L192 74L198 75V73L193 72ZM208 71H204V75ZM184 74V72H183ZM183 74L181 76H183ZM217 77V76H215ZM15 81V82H14ZM164 81V80H163ZM193 85V84H190ZM243 85H245L243 83ZM67 86V83L64 85V87ZM228 87V85H227ZM244 87V86H243ZM218 89V88H216ZM204 90V89H203ZM202 91V90H201ZM175 94V93H174ZM197 95V100H198V93ZM206 95V92L203 94V97L199 101H202L204 96ZM215 95V94H214ZM216 96V95H215ZM209 98V97H206ZM210 99V98H209ZM207 103V101H206ZM15 111V110H14ZM8 118V114L0 109V130L2 131L3 135H0V148H7V143H8V135L6 132L9 131L7 129L4 131L1 126L2 123ZM227 118V117H226ZM99 122V121H98ZM100 123V122H99ZM37 147H42V143H37ZM212 147L211 151L208 153L204 154V159L206 161H210L212 158L215 157H221L228 149L226 148L225 141L223 139H220L216 142H212L210 144ZM18 148V144L15 143L14 148ZM150 152V151H147ZM43 152L40 150L38 155L42 154ZM137 153V151H136ZM40 158V157H39ZM238 158H244V155H239ZM177 164H181V159L178 158L175 160ZM192 161V160H191ZM137 163H141L142 161L138 159ZM165 165V164H163ZM162 168V169H156L158 171V174H154L152 170H150L151 174L147 177V179H142V181L139 183L137 178H129L124 177L123 180L119 181L120 187L124 188L126 192L134 194L138 200L142 202V204H145L146 207L149 209V203H151L152 206L156 207V209L159 208V206L156 205V193H155V186L156 184L160 181L161 178L165 177V181L168 184H175L177 180V174H175V168L173 165L167 166ZM184 169H186L190 174L198 176V163L196 165H189V166H184ZM242 171V176L247 175L249 176L247 179L244 177H241L240 179V186L242 192L245 194V186L249 184V194H253L254 197L256 196H262L261 192H259L258 188L264 187V182L262 179L258 176H252V175H257L259 173H263L261 171H264V166L259 163L257 166H254L251 169L248 170H243V167L240 169ZM178 176H181V173H178ZM263 185V186H262ZM259 192V194H256L255 192ZM10 195L12 196L13 193L11 192ZM169 195V193H168ZM68 196V195H66ZM166 196V194H165ZM63 197V196H62ZM65 197V196H64ZM64 197L61 198L60 200H64ZM56 200V199H55ZM258 201V200H257ZM256 201V202H257ZM250 203H252V200H249ZM254 202V203H256ZM253 203V208L260 210L261 207L257 208L254 206ZM239 213H245V210L243 207L239 208ZM261 214V213H258ZM235 217V216H234Z\"/></svg>",
  "mask_w": 264,
  "mask_h": 264
},
{
  "label": "snow or ice",
  "instance_id": "6c2138e0",
  "mask_svg": "<svg viewBox=\"0 0 264 264\" xmlns=\"http://www.w3.org/2000/svg\"><path fill=\"white\" fill-rule=\"evenodd\" d=\"M5 5H4V3H3V0H0V7H4ZM209 35H211V34H209Z\"/></svg>",
  "mask_w": 264,
  "mask_h": 264
}]
</instances>
